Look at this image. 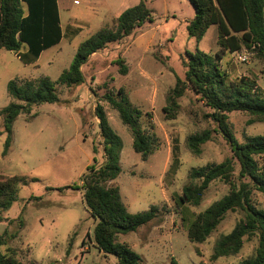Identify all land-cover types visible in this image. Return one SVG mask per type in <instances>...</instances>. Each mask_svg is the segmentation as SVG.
I'll return each instance as SVG.
<instances>
[{"label": "rangeland", "instance_id": "obj_1", "mask_svg": "<svg viewBox=\"0 0 264 264\" xmlns=\"http://www.w3.org/2000/svg\"><path fill=\"white\" fill-rule=\"evenodd\" d=\"M74 1L58 0L62 26L66 27L74 11L83 9L102 18L98 28L91 26L72 42L62 41L31 65L22 62L14 52L1 51L0 130H3L1 111L17 102L8 95L10 81L49 77L56 82L70 68L81 43L110 25L121 4L130 8L144 2L152 22L87 63L83 68L86 77L83 84L71 88L58 85L57 103L40 104L31 113L20 115L13 123L6 156L3 153L8 134L0 136V178L17 176L24 180L16 202L0 213V253L15 254L22 264H118L116 257L96 247L97 221L84 201L83 178L92 166L104 161L95 113L100 106L122 142L121 173L112 185L120 188L130 213H143L154 206L160 209L156 220L118 238V242L126 243L140 256L139 264H240L253 257L258 247L256 237L247 241L238 255L212 259L218 241L242 219L241 212L229 213L205 243L189 240L187 231L195 217L230 192L228 185L215 181L200 205L182 204L179 198L192 182L191 171L220 164L232 158L233 153L218 133L202 147L200 156L191 153L188 138L215 129L209 118L210 109L191 90L178 100L175 119H168L164 111L177 80H185L187 53L200 51L215 57L220 51L218 27L212 26L200 42L190 37L188 26L196 12L189 0H78L81 6ZM149 43L151 49L143 55ZM25 50L26 46L21 51ZM127 50L130 51L125 53ZM251 54L248 63H241L227 53L221 67L230 80L247 77L264 90V58ZM119 59L129 68L128 76L120 73L116 64ZM108 95L117 100L123 98L131 108L142 112L141 128L152 132L159 142L148 160L135 152L131 129L108 102ZM147 114L152 115V123ZM253 119L246 113L229 115L230 129L239 143L264 135V122L252 123ZM238 171L237 166L236 176ZM253 200L264 209L263 194L255 192Z\"/></svg>", "mask_w": 264, "mask_h": 264}, {"label": "trees", "instance_id": "obj_2", "mask_svg": "<svg viewBox=\"0 0 264 264\" xmlns=\"http://www.w3.org/2000/svg\"><path fill=\"white\" fill-rule=\"evenodd\" d=\"M189 1L196 12L195 19L188 26L189 36L200 42L212 26H217L220 51L215 57L200 51L187 53L188 62H184L187 69L185 80H177L164 111L168 119H175L178 100L187 90H191L210 109L209 118L214 122L215 129L190 136L189 150L200 156L202 147L212 141L214 133H218L229 145L233 156L220 164H210L191 171L192 182L183 189L179 198L182 204L200 205L215 181L228 185L230 192L195 217L187 236L191 242L205 243L229 213L241 212L242 219L230 234L218 241L212 259L236 256L247 241L256 237L258 247L255 255L240 264H264V209L253 200L255 192L264 195V135L251 137L241 144L228 123L229 115L234 112L251 115L254 118L252 123L264 122V90L247 77L230 80L228 73L221 67L227 53L247 50L258 58H264V0ZM151 22L150 11L141 2L125 10L110 25L102 27L81 43L70 68L56 82L49 77L10 81L7 92L17 102H12L1 111L3 130H0V136L8 134L3 156L7 155L11 146L12 126L20 115L31 113L33 107L40 104L57 103L58 85L71 88L86 81L83 67L91 56L135 36L146 23ZM61 40L57 0H0V53L3 50L14 52L22 62L31 65L40 59L44 51L58 45ZM24 46L27 50L22 52ZM124 63L121 59L116 62L120 66V73L126 75L128 67ZM122 94L120 90L119 95ZM107 100L118 111L123 123L131 129L135 152L143 160H148L158 149L159 142L152 132L141 128L142 112L131 108L123 98L117 100L114 95H108ZM95 113L103 140L104 161L99 166H92L82 183L86 207L97 221L94 230L96 247L100 252L116 257L118 264H139L140 256L126 243L118 242V238L156 220L160 209L154 206L149 211L137 214L128 211L120 188L112 185L121 173V139L111 128L103 108L97 106ZM147 117L152 123V115L147 114ZM237 166L239 171L236 176ZM22 183L24 180L17 176L0 178V213L10 209L16 202ZM0 264L22 262L15 254L0 253Z\"/></svg>", "mask_w": 264, "mask_h": 264}, {"label": "crops", "instance_id": "obj_3", "mask_svg": "<svg viewBox=\"0 0 264 264\" xmlns=\"http://www.w3.org/2000/svg\"><path fill=\"white\" fill-rule=\"evenodd\" d=\"M135 2H138V1L135 0ZM74 3H75V5L81 6L78 0H75ZM57 4H58V9H59V16H60V26H61V29H62V40H61V42L64 41V40H66L68 42H72L75 39H77V38L81 37L82 35H84L86 33V31H89V28H91V26H94L95 28H98L100 26V23H102V18L94 17L92 15H89L85 10L78 9V10L74 11V14L72 15V18L66 24V27H63L62 26V17H61V13H60V5H59L58 0H57ZM128 8H129V5H123V4L119 5V7H117V13L115 15H113L112 18L113 19L118 18ZM144 35H145V33L141 34L139 37H137L133 41V43L138 41L139 38L143 37ZM151 45H152V43H149V45L146 47V50L143 51V55H147L148 54V52L151 49ZM55 46H57V45H55ZM55 46H53V47H55ZM53 47H51V48H53ZM128 51H130V50H127L125 53H128ZM99 54L100 53H97V54H94L93 56H91V58H90L88 63H91L94 59H96V57ZM122 58H123V55H122ZM129 74H130V70L128 68V73L126 74V76H128Z\"/></svg>", "mask_w": 264, "mask_h": 264}, {"label": "built area", "instance_id": "obj_4", "mask_svg": "<svg viewBox=\"0 0 264 264\" xmlns=\"http://www.w3.org/2000/svg\"><path fill=\"white\" fill-rule=\"evenodd\" d=\"M251 53L252 52H249L247 50H242V51L235 52L232 55L235 56L239 62L248 63L252 56Z\"/></svg>", "mask_w": 264, "mask_h": 264}]
</instances>
